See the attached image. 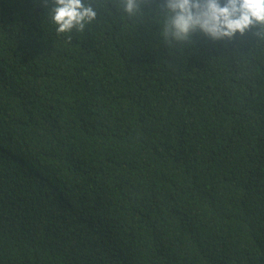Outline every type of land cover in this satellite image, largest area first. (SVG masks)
I'll return each instance as SVG.
<instances>
[{
  "label": "trees",
  "instance_id": "1",
  "mask_svg": "<svg viewBox=\"0 0 264 264\" xmlns=\"http://www.w3.org/2000/svg\"><path fill=\"white\" fill-rule=\"evenodd\" d=\"M84 3L0 0V264H264V40Z\"/></svg>",
  "mask_w": 264,
  "mask_h": 264
},
{
  "label": "clouds",
  "instance_id": "2",
  "mask_svg": "<svg viewBox=\"0 0 264 264\" xmlns=\"http://www.w3.org/2000/svg\"><path fill=\"white\" fill-rule=\"evenodd\" d=\"M149 0H120L123 11L134 16ZM48 19L56 33L84 32L97 11L84 0H50ZM166 15L163 35L179 43L193 34L211 41H233L249 34L264 40V0H162ZM71 41V36L68 37Z\"/></svg>",
  "mask_w": 264,
  "mask_h": 264
}]
</instances>
